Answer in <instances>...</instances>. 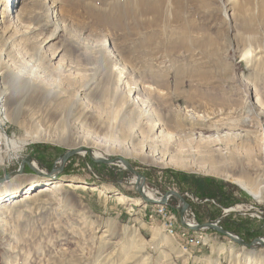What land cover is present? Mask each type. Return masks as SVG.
Here are the masks:
<instances>
[{
	"label": "rangeland",
	"instance_id": "374dc122",
	"mask_svg": "<svg viewBox=\"0 0 264 264\" xmlns=\"http://www.w3.org/2000/svg\"><path fill=\"white\" fill-rule=\"evenodd\" d=\"M150 1L161 12L151 27L152 12L139 5L150 6ZM182 1L186 10H180L181 20L174 18L176 5L171 1L170 7L168 0L7 4L15 34L3 38L8 24L0 23V132L12 138L17 153L15 159H3L0 177L17 170L28 156L39 172H49L80 142L86 147L90 138L103 140L104 145L88 149L102 159H125L155 199L168 191L191 195L199 201L189 202L197 223L224 216L220 226L253 241V228L264 221L247 215L239 222L234 218L239 226L230 224L232 215L223 210L231 201L246 200V192H256L259 202L264 201V0ZM22 4L33 13L19 21ZM1 15L0 9V21ZM54 23L60 31L51 38ZM184 24L189 26L186 37L181 34ZM151 33L160 36L147 37ZM28 64L34 66V76L56 87L54 95L32 97L13 89ZM127 83L135 87L131 99L144 100L152 120L164 121L160 160L187 169L152 162L142 143L130 139L134 129L149 138L151 122L134 125L135 110L126 108ZM68 100L77 104L66 110ZM222 137L233 140L225 143ZM209 138L218 141L205 145ZM44 180L26 168L23 176L0 185V195L11 196L30 182L41 186ZM57 180L102 187L110 196H127V201L119 205L89 192L63 190L25 205H6L0 213V264H182L188 258L185 240L192 241L196 232L180 233L186 238L180 239L181 246L176 235L167 236L160 220H151L150 205L143 203L134 176L120 162L96 163L81 152L50 179ZM205 200L209 202L200 203ZM169 201L176 210L178 200ZM203 233L204 244L193 245L198 253L192 255L204 256L200 264H251V256L264 261L262 247L246 249L218 232Z\"/></svg>",
	"mask_w": 264,
	"mask_h": 264
},
{
	"label": "bare ground",
	"instance_id": "6f19581e",
	"mask_svg": "<svg viewBox=\"0 0 264 264\" xmlns=\"http://www.w3.org/2000/svg\"><path fill=\"white\" fill-rule=\"evenodd\" d=\"M15 1H17V0H2V1L0 0V9L2 10V15L1 16L3 18V20L0 21V23L8 24L7 27H6V30H4L3 33H2L3 34V38H5L6 34H8V33L9 34H15V33H13L14 32L13 31V29H14V25L13 24L14 23L12 22L11 19H8L9 18V15H8V11L9 10H7V4L10 5V3H12V2L14 3ZM168 1H169L168 3H170L169 4L170 7H171V1H173L174 5H176L174 7L175 10L171 11V13H173V15H174V18H176V19L179 18L181 20L182 17H181L180 13H183L181 11H182V9H184L183 6L186 5V3L182 4L183 3L182 0H171V1L168 0ZM144 4H145L144 2L143 3L139 2L140 6H142L144 8L148 7L149 8V12H152V14H153L152 21L148 22L149 26L151 27L152 25L156 24V22H158L159 19L161 18L160 6L158 4H156V3H154L153 1H152V3H151V1L149 2L150 6L144 5ZM184 10H186V9H184ZM32 13H33V9L31 8V6L29 7V6H25L24 4H22L19 7V15H17L16 17L18 18L19 21H23L25 19L24 17L26 15L27 16L28 15L32 16ZM143 14H145L144 10H142V15ZM172 21H173V19H172ZM168 23H169V17H168ZM136 24L138 25V23H136ZM54 26H55V29L52 32L51 38L57 36L59 31H60L59 25L57 23H54ZM136 29H137V27H136ZM181 29H182L181 30L182 36L186 37V35L188 33V29H189L188 24H184ZM162 33H164L163 30H162V32L160 31L159 34L162 35ZM157 35H158V33H155V34L151 33V35L147 36V37H155ZM160 35H158V36H160ZM11 36H13V35H11ZM149 42H151V41H149ZM30 65H32V64H28V65L22 66V68H21L22 70L20 71V73H21V75H23V77L18 75L20 81L16 80L13 83V85H12L13 89H15V90H17V91H19L21 93L22 92L23 93L24 92H31L32 93V97H35L36 94H41L42 96H44L46 93H48L49 95H54V93L56 92V89H55L56 87L50 86L47 82H45L42 79L41 76H39V75L34 76L33 75V73H34L33 72L34 71L33 67L34 66L32 65L33 67L31 68ZM39 67H40L39 71L41 73H43L44 67L40 66V65H39ZM125 85H126L125 88H127L126 91H125V94L127 96V100H129V102L126 103V108H129V109L132 108V109L135 110V118H136V120L134 122V125L136 123H142L144 121H146L147 124H149L151 122V124H149V132H151L149 138L144 140V137L142 136L143 132L141 130L134 129V130L131 131L130 139L131 140L136 139V140H138V142L142 143L143 150H146V152H147L146 153V158H148L152 162L162 163V164H164L165 167L166 166H172V167H175V168H178V169H181V170L182 169H187L188 167L186 168L184 165H180V164H177V163H172V161H170V160H166V161L165 160H160V159H162V154H163V149H162L161 145H162V141H163L162 139H163L164 132H165L162 129L163 126H164V124H163L164 121L160 122L158 119H156V121L154 122V120H152V118H151V113H149V111L145 110L146 102L144 100L140 99V98H137V97L134 100L131 99V96L135 92V87L131 88V86L128 83L125 84ZM125 88L123 90H125ZM56 96L61 97V94H57L56 93ZM61 103L63 105L64 101H61ZM65 104H66V107H65L66 110H69L70 108L74 107L77 104V102H76V100L73 101V102H69V100H68ZM126 108H125L124 113L127 112ZM245 123L247 124V120H244V122L242 124L244 125ZM113 130L115 131L116 127H114ZM113 134H115V132H113ZM139 138H140V140H139ZM90 139H91L92 143H87L88 147L87 146L85 147V145H84L85 143L84 142H80L81 144L76 145L74 147V150L83 149V148L84 149H87V148H91V149L94 148L95 149V147L97 145H100L101 143H102L101 145H104V143H105V142H103V140L99 141V140H96L94 138L93 139L90 138ZM221 140L223 142H225V143H229V142H232L231 140H233V139L231 137H229V138L222 137ZM217 141L218 140H216L215 138H213V139L209 138L208 140L205 141V145H211V144H213L214 142H217ZM15 147H17V146H15ZM120 152L124 153V151H122V150H118L117 153L119 154ZM91 155L96 160L102 159L95 152L91 153ZM32 166L37 168L35 163H32ZM14 178H12V179H14ZM30 183H32V184H30L29 187H26L25 189H23L24 191L21 190V191H18V192H16V191L11 192V196H8L6 194H1L0 195V213L2 211L1 208H4V206H6V205H9V204L12 205V206L25 205V203L31 202L34 199H41V198L51 197L52 195H54V193L62 192L63 190H67V191H70V192H83V193H85V192L88 193V191H89L91 193L96 194L97 196H99L102 199L110 197V196H108L106 194V192H104L102 189L97 188L95 185H88L86 183H81V182L75 181V180H72V181L71 180H57L56 182H51L50 179H47V180H44L43 182L40 183L41 186H37V184L33 183V182H30ZM238 183H239L240 186H242L241 182H238ZM143 185H144V183H142V186ZM21 192H23V193H21ZM251 194L253 195L255 200H260V194H258L256 192H251ZM144 195H146L148 198H151V197L154 198L152 194L151 195L149 194V192L146 190V188L144 189ZM115 200H117L119 205L120 204L124 205L125 202L127 201L126 197L122 196V195L116 197ZM149 207L151 208L150 210H152L151 219L153 217H158L161 220V226L163 227L164 233L167 236L174 237V235H176V230L177 229L180 230L183 235H184L185 231H187V232L190 231L189 228H187L185 226L183 227V225H181L180 217H179V223H178V221L176 219V218H178V215L177 216L176 215H171L170 212H168L169 211L168 210V204L167 205L152 204ZM166 212H168V213H166ZM165 223H168V226H170V227L165 228L166 227ZM192 232H194V231H192ZM203 232L204 231H200L199 233L198 232L195 233V234H197V236H195L194 239H192V241L195 244H197L196 246H199L200 244H204V241H203L204 240V238H203L204 233ZM164 241H165V239H164ZM164 244L165 243H163V245ZM254 260L255 259H254L253 256L248 257V262L251 263V264H253V262H254V264H264V261H259V260H255L254 261Z\"/></svg>",
	"mask_w": 264,
	"mask_h": 264
},
{
	"label": "water",
	"instance_id": "95a60500",
	"mask_svg": "<svg viewBox=\"0 0 264 264\" xmlns=\"http://www.w3.org/2000/svg\"><path fill=\"white\" fill-rule=\"evenodd\" d=\"M81 152H88L89 158L96 162V163H107V164H114V163H121L124 165V167L134 176L135 180V189L137 193L142 197L143 203L152 205V204H157V205H167L168 200L171 197H175L178 200V206L176 209L179 211V217H180V223L183 225V227H187L190 230L194 232H200V231H214L218 232L219 234L227 237L229 240L233 241L234 243L238 244L239 246H242L246 249H251L254 247H262L264 248V239L257 237L254 238L253 241L251 242H246L245 240L241 239L239 236L235 235L234 233H230L226 231L222 226H220V222L224 219V216H221L220 218L215 219V221H210V222H205V223H196L194 226H190L186 223V215L189 211V203L185 200L184 197H182L180 194H178L175 191H168L164 196H162L159 200L155 198H148L146 195H144V189H145V183L146 180L141 176V174L136 171L131 164H129L125 159L119 157V158H114L111 160L108 159H100L96 160L92 157L91 149H76V150H71L68 151L65 155L60 157L58 161L53 165V168L49 172H43V171H38L37 168L32 166V163L36 162L31 158V157H25L24 160H22L18 166L17 170L10 171L7 175L1 176L0 177V185H3L4 183L9 182L14 177H19L23 176L26 168L30 169L35 175L37 176H42L45 177V179H55L56 174L58 171L62 170L64 167V164L72 157L75 155H78ZM142 183L144 185L142 186Z\"/></svg>",
	"mask_w": 264,
	"mask_h": 264
},
{
	"label": "built area",
	"instance_id": "2783aa9c",
	"mask_svg": "<svg viewBox=\"0 0 264 264\" xmlns=\"http://www.w3.org/2000/svg\"><path fill=\"white\" fill-rule=\"evenodd\" d=\"M16 147L13 143V140L11 137L6 136L5 132H0V166L4 165L3 159H15L16 156L15 154L17 152H15ZM160 199V198H159ZM185 200L192 203H198V200H195L191 195L186 194L185 195ZM168 212H170L171 215H177L176 210L174 209V207L170 204V201L168 200ZM209 202L208 200L202 201L200 202L201 204L207 203ZM213 204H215L212 201ZM241 209V210H239ZM166 212V213H168ZM179 212V211H178ZM223 214L225 216H231V214H240L242 216H251L252 218H255L257 220H261L264 221V202H259L258 200H256L255 204H246V205H234L231 206L228 209H224L223 210ZM153 220V218L151 219ZM186 223L188 225L194 226L197 222L195 220V215L192 214L191 210L189 209L187 215H186ZM165 228H168L170 226H168V223H165ZM207 232V231H205ZM180 239H184L179 237ZM261 238H264L261 237ZM186 239V238H185ZM186 241L188 242L189 246L191 247V245H197L195 243H193L192 241H188V239H186Z\"/></svg>",
	"mask_w": 264,
	"mask_h": 264
},
{
	"label": "crops",
	"instance_id": "0c3cea01",
	"mask_svg": "<svg viewBox=\"0 0 264 264\" xmlns=\"http://www.w3.org/2000/svg\"><path fill=\"white\" fill-rule=\"evenodd\" d=\"M98 188V187H97ZM102 188V187H101ZM101 188H99V189H101ZM104 192H106V194L108 195V196H110V192L108 191V190H103ZM89 192V191H88ZM244 192V191H243ZM86 193V192H85ZM90 194H93V195H95L96 197H98V199H100V200H102V201H111V200H114V201H116L117 202V200H115L116 199V197H113V196H110V197H108V198H104V199H102V198H100L99 196H97L96 194H94V193H91V192H89ZM245 195H246V200H243V201H240L239 199H236V200H234V201H231V203L229 204V205H226L225 207H231V206H234V205H246V204H255L256 203V200H255V198L249 193H244ZM124 196V195H123ZM126 198H127V196H125ZM259 201V200H258ZM264 202V201H263ZM232 215V220L231 221H233L234 220V218H236V217H238L237 219V221L239 222V221H242V219H244V216H242V215H240V214H231ZM143 217H144V219L148 222L149 220H147L148 219V213H146V212H144L143 213ZM156 218H158V217H156ZM159 219V218H158ZM160 220V219H159ZM158 220V221H159ZM245 220V219H244ZM236 221V220H235ZM142 224L144 227H146V229H148L149 227H147V225L145 224V223H143V222H139L138 221V224ZM160 223H161V220H160ZM264 223V222H263ZM263 223H261L262 224V226L260 227H258L257 229H255V228H253V230L252 231H255L256 232V235L253 237V238H257V237H263L264 236V224ZM236 225V224H235ZM250 225H251V227H252V225H254V224H252V223H250ZM254 226H256V225H254ZM139 227H140V225H139ZM181 232H180V230H176V236L174 237L175 238V240L176 241H178V244H179V246H181V244H183L184 242L183 241H181L180 240V238H179V234H180ZM191 234H192V231H191ZM184 240H185V238H184ZM185 242H186V244H188V242L185 240ZM189 245V244H188ZM192 247H189L188 248V251L185 253L186 255H187V257L188 258H186L185 260H183L182 261V264H184L185 263V261H187L185 264H189L190 262H192V264L193 263H195V264H200V261L201 260H203L202 258L204 257V256H202V255H197V256H195V257H192V255L193 254H197L198 253V249L197 248H194V246L193 245H191ZM211 247H212V245H211ZM213 248L211 249V251H210V255H212V253H213ZM184 254V255H185ZM182 257V256H181ZM219 257L221 258V256L219 255ZM191 258H193L192 259V261H191Z\"/></svg>",
	"mask_w": 264,
	"mask_h": 264
},
{
	"label": "trees",
	"instance_id": "16d2710c",
	"mask_svg": "<svg viewBox=\"0 0 264 264\" xmlns=\"http://www.w3.org/2000/svg\"><path fill=\"white\" fill-rule=\"evenodd\" d=\"M178 217H179V216H178ZM229 222H230V224L233 223V224H236V225H238V226L240 225V224H237L236 222H233V221H229ZM227 230L230 231L229 229H227ZM240 238H241V237H240ZM241 239H243V238H241ZM243 240H245V239H243ZM245 241H246V240H245ZM251 241H252V240H251ZM251 241H248V242H251ZM246 242H247V241H246ZM248 242H247V243H248Z\"/></svg>",
	"mask_w": 264,
	"mask_h": 264
}]
</instances>
